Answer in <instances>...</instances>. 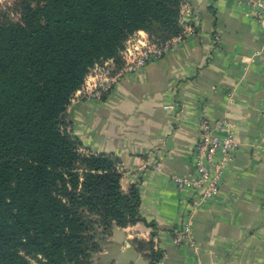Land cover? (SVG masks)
<instances>
[{"label": "crops", "instance_id": "1", "mask_svg": "<svg viewBox=\"0 0 264 264\" xmlns=\"http://www.w3.org/2000/svg\"><path fill=\"white\" fill-rule=\"evenodd\" d=\"M180 22L182 35L160 59L122 76L100 100H70L68 130L82 151L119 159L124 190L138 186L148 224L117 226L132 247L135 238L152 240L163 251L159 264H264V27L239 0H182ZM201 118L229 119L238 149L218 195L192 215L194 247L178 246L172 230L190 191L172 176L194 175ZM123 249L102 250L106 264Z\"/></svg>", "mask_w": 264, "mask_h": 264}, {"label": "trees", "instance_id": "2", "mask_svg": "<svg viewBox=\"0 0 264 264\" xmlns=\"http://www.w3.org/2000/svg\"><path fill=\"white\" fill-rule=\"evenodd\" d=\"M18 8L19 22H0V264H103L97 254L113 223H148L138 186H121L119 159L82 151L65 110L96 63L122 66L137 31L156 45L182 35V0H19ZM132 245L148 264L162 259L152 240Z\"/></svg>", "mask_w": 264, "mask_h": 264}, {"label": "built area", "instance_id": "3", "mask_svg": "<svg viewBox=\"0 0 264 264\" xmlns=\"http://www.w3.org/2000/svg\"><path fill=\"white\" fill-rule=\"evenodd\" d=\"M239 1L250 8L253 18L264 27V0ZM170 41L156 45L149 42L146 33L137 31L124 43L121 51L122 66L115 70L112 59L96 63L71 100L102 99L122 76L138 72L149 63L160 59L169 48ZM237 149L234 125L229 119H200L198 138L192 150L194 175L172 176V181L179 191H190L183 213L184 221L172 230V241L175 245L189 243L193 246L192 215L204 201L218 195L223 167L226 162L232 160ZM217 155H220L218 161Z\"/></svg>", "mask_w": 264, "mask_h": 264}, {"label": "water", "instance_id": "4", "mask_svg": "<svg viewBox=\"0 0 264 264\" xmlns=\"http://www.w3.org/2000/svg\"><path fill=\"white\" fill-rule=\"evenodd\" d=\"M111 231L113 233L114 240H109L107 238V245L102 247L103 251H110L111 249H116V247L123 246L124 249L116 258V263L114 264H148L146 260L130 245V243L126 240H122V231L117 228L115 223L112 224ZM98 261L97 263L106 264V253L99 252L97 254Z\"/></svg>", "mask_w": 264, "mask_h": 264}, {"label": "rangeland", "instance_id": "5", "mask_svg": "<svg viewBox=\"0 0 264 264\" xmlns=\"http://www.w3.org/2000/svg\"><path fill=\"white\" fill-rule=\"evenodd\" d=\"M18 2L19 0H0V22L2 24L7 22L17 23L20 21L21 15L18 8ZM107 235V237L112 236V231L110 230ZM30 262L31 264H41L38 259L32 257L30 258Z\"/></svg>", "mask_w": 264, "mask_h": 264}]
</instances>
